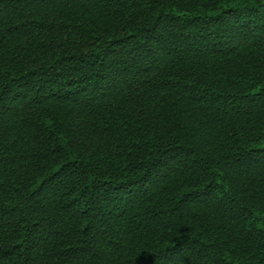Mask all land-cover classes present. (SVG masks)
Instances as JSON below:
<instances>
[{
  "label": "trees",
  "instance_id": "16d2710c",
  "mask_svg": "<svg viewBox=\"0 0 264 264\" xmlns=\"http://www.w3.org/2000/svg\"><path fill=\"white\" fill-rule=\"evenodd\" d=\"M0 264H264V0H0Z\"/></svg>",
  "mask_w": 264,
  "mask_h": 264
}]
</instances>
